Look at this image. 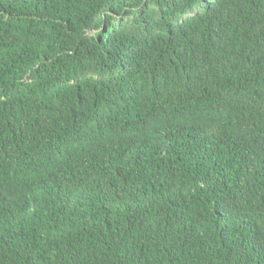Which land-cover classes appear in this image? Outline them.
<instances>
[{
	"label": "trees",
	"instance_id": "obj_1",
	"mask_svg": "<svg viewBox=\"0 0 264 264\" xmlns=\"http://www.w3.org/2000/svg\"><path fill=\"white\" fill-rule=\"evenodd\" d=\"M0 264H264V0H0Z\"/></svg>",
	"mask_w": 264,
	"mask_h": 264
}]
</instances>
